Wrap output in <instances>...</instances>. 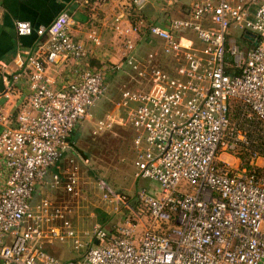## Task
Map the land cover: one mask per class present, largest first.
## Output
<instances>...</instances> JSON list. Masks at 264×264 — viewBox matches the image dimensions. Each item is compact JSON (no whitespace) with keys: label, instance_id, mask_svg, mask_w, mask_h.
I'll return each mask as SVG.
<instances>
[{"label":"built area","instance_id":"obj_1","mask_svg":"<svg viewBox=\"0 0 264 264\" xmlns=\"http://www.w3.org/2000/svg\"><path fill=\"white\" fill-rule=\"evenodd\" d=\"M149 1L131 2L141 12ZM71 22L62 13L39 30L47 38L0 93V264H264V166H254L264 155L252 147L264 138V0H193L187 16L165 27L140 14L133 22L116 18L125 64L139 76L147 75L130 55L146 35L163 41L166 55L183 53L186 65L176 78L153 69L144 90L123 92L122 116L93 124L94 135L134 129V177L160 191L142 188L133 200L101 179L102 200L123 215L110 231L96 224L88 242L70 222L52 224L64 219L59 208L30 205L38 181L71 148L76 127L105 93L106 73L88 65L90 52L70 35ZM16 29L19 37L33 33L25 21ZM68 59L83 65L57 88L49 70ZM23 82L31 94L15 119L6 103ZM78 181L73 173L67 191L76 193ZM72 239L76 249L89 248L77 261L46 249Z\"/></svg>","mask_w":264,"mask_h":264},{"label":"crops","instance_id":"obj_2","mask_svg":"<svg viewBox=\"0 0 264 264\" xmlns=\"http://www.w3.org/2000/svg\"><path fill=\"white\" fill-rule=\"evenodd\" d=\"M131 1L0 0V93L6 89L7 77L10 78V75L19 72L20 63L29 54L33 53L37 44L40 43L43 36H41L39 30L47 29L53 20L62 13H67L71 17L70 35L76 41L85 44L87 50L90 52V56L87 58L88 65L91 68L106 73L104 95L97 102L96 106L92 108L90 112L91 117L80 123L76 127L75 132L86 122L92 125L111 113L118 114L119 108L117 104L123 92L144 90L151 78L153 69L160 70L170 77H178V68L186 65L184 54L166 55L163 51L164 42L150 35L144 36L138 44L137 49L130 55L133 62L147 75L146 77L139 76L132 67L125 64V41L116 34L114 24L116 18L121 14L132 22L133 18L135 19L136 15L140 14L150 24L165 27L170 18H183L187 16L193 0H173V5L161 0H150L141 12H138L137 7ZM18 21L31 23L33 26L32 35L19 37L16 29ZM93 36L101 40L102 44L100 46L95 45L92 40ZM188 37L194 40L196 38L194 34H190ZM82 65L77 64L73 59H68L58 66L51 68L49 74L54 79L57 88H60L75 78L76 71ZM116 65L119 66L118 69H116ZM16 93L17 95L6 103L8 108L12 109L15 119L19 109L27 99L26 97L31 94L28 83L23 82L20 84L17 87ZM104 99L107 100L106 103L108 105L99 116L96 114V109L99 104L103 105ZM122 113L121 109V115L118 114V116H122ZM124 113L125 115L127 114L126 112ZM121 127H127L131 131L132 136L135 135V130L131 127ZM75 132L72 135L71 148L64 153L57 166L50 170L43 179L38 181L30 202L32 209H37L44 201H48L40 196V193L46 189L62 190L66 194H69L67 191L69 179L73 173H76L78 176L79 167L77 165L80 160L83 161L85 158L81 154L77 155L75 151ZM132 142L134 152H136L134 141ZM54 175H58L59 182H55ZM78 178L80 181L79 176ZM100 180L97 181V186ZM79 181L78 189H80ZM136 181L139 182V180L135 179ZM99 191L102 200V192L100 189ZM138 191L136 190L135 194ZM135 194L132 197L133 200L135 199ZM59 209L62 210V207H59ZM51 213L52 211H50ZM61 213L63 212L61 211ZM58 219L60 218H53L52 224ZM84 234H87V232Z\"/></svg>","mask_w":264,"mask_h":264},{"label":"rangeland","instance_id":"obj_3","mask_svg":"<svg viewBox=\"0 0 264 264\" xmlns=\"http://www.w3.org/2000/svg\"><path fill=\"white\" fill-rule=\"evenodd\" d=\"M103 102L105 107L99 104L96 109V114L99 116L108 105L107 100L104 99ZM93 130L94 125L86 122L78 128L75 132L76 136H74L77 155L85 156L83 161L80 160L77 165L79 167L80 189H77L76 193L68 192L69 194L62 190L49 189L40 193L41 198L47 199L52 208L62 207V210L60 209L63 212L61 215L63 214L65 217L63 220L58 219L54 224L60 226L63 221L70 222L73 230L77 235H80L84 242L89 241V237L84 233H91L96 224H100L107 231H110L123 215L120 213L114 215V207L101 200L97 186L99 179H103L114 190L130 198L134 196L136 190L142 188L152 192L158 190L156 193L160 191L159 185L153 181L135 182L134 160L136 152H134L132 141L135 140L136 135L133 137L127 127L121 126L99 135H94ZM244 156L249 158L248 154ZM254 166L262 168L264 160L261 157L256 158ZM51 214L53 217L56 215L55 212ZM46 249L56 258L67 261L82 257L89 248L85 246L76 249L72 239L64 243L48 245Z\"/></svg>","mask_w":264,"mask_h":264},{"label":"trees","instance_id":"obj_4","mask_svg":"<svg viewBox=\"0 0 264 264\" xmlns=\"http://www.w3.org/2000/svg\"><path fill=\"white\" fill-rule=\"evenodd\" d=\"M46 38H47V34L41 38V41H40V42L45 41ZM228 72L231 73L232 70L229 69ZM14 114H15V113H14ZM14 117H15V115H14ZM234 117H235L236 119L239 117L237 111H236V114H235ZM74 132H75V131H74ZM74 132H73V134H74ZM73 134H72V135H73ZM71 140H72V137H71ZM252 147H254V149H258V150H260L261 153L264 155V153H263V152H264V138H263V137H259V138H257V139H256V144L254 143ZM258 174L264 176V169H259V170H258ZM57 226H59V225H57ZM79 259H81V257L76 258V259H71V260L77 261V260H79ZM67 261H70V260H67Z\"/></svg>","mask_w":264,"mask_h":264},{"label":"water","instance_id":"obj_5","mask_svg":"<svg viewBox=\"0 0 264 264\" xmlns=\"http://www.w3.org/2000/svg\"><path fill=\"white\" fill-rule=\"evenodd\" d=\"M252 34H251V36L250 35H246V38H248V39H252Z\"/></svg>","mask_w":264,"mask_h":264}]
</instances>
